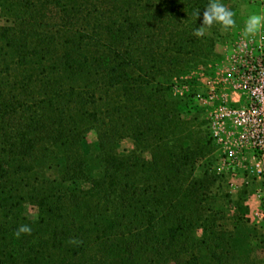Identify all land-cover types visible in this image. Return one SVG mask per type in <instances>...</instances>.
I'll return each instance as SVG.
<instances>
[{
	"label": "trees",
	"instance_id": "obj_1",
	"mask_svg": "<svg viewBox=\"0 0 264 264\" xmlns=\"http://www.w3.org/2000/svg\"><path fill=\"white\" fill-rule=\"evenodd\" d=\"M209 2L0 0V264H264L180 91L197 78L173 91L219 58L220 25L193 36Z\"/></svg>",
	"mask_w": 264,
	"mask_h": 264
},
{
	"label": "rangeland",
	"instance_id": "obj_2",
	"mask_svg": "<svg viewBox=\"0 0 264 264\" xmlns=\"http://www.w3.org/2000/svg\"><path fill=\"white\" fill-rule=\"evenodd\" d=\"M230 4L236 8V15L234 16L236 26L227 31L220 30L219 36L212 35L211 31L207 32L208 36L216 40L215 54L219 58H214L207 66L187 69V72L182 74L180 80H174L173 86L174 94L178 95L177 93L180 90L178 87L181 85V82L184 84L185 81H194L197 78L196 81L198 83H189L184 86L185 90L181 89L180 91L182 93L187 90L190 93L196 90L198 93V96H196L197 94L195 95L194 105L198 110H203L202 119L207 122L204 128L210 133L212 140L210 118L216 109L227 106L230 109L238 110L249 106L247 95L242 88L247 81V65L256 58L262 57V53H264V30H261L254 37H244L242 35L245 21L249 15L253 13L264 14V0H230ZM4 24L5 21L0 17V25ZM215 80V91L216 94H219L210 98V90L208 89ZM259 99L263 102L262 97H259ZM221 113L223 112H217L220 122L218 125H238V123H235L237 122L236 117L230 119L227 116H220ZM259 113V117L256 121H253V125H264V112L261 111ZM234 131L236 130L234 129ZM95 142L96 135L95 133H91L88 137V146L92 148ZM214 144L217 148L207 157L206 161H211L212 170L220 177L217 184L220 187L218 189L220 195L224 197L226 194H229L231 200L235 202L241 192L246 190L248 192L245 200V206L248 209L246 215V219L249 221L248 227H255L260 234L264 233V219L258 220L255 216L256 211L261 206L259 191L264 187L262 179L257 178L249 170H246V166L252 164L250 159L247 161L243 160L242 166L239 167L229 165V162L225 163L223 161L226 156L223 154L221 146L217 145L215 141ZM133 148V142L130 139H126L122 142L120 151L123 152ZM232 173H237V176L231 177ZM232 182L237 183L238 189L231 186ZM230 214L232 215V213ZM223 224L229 229L233 228V222L229 219L228 221L227 219L223 221ZM258 257L260 261H263L264 251H259ZM167 264L174 263L168 262Z\"/></svg>",
	"mask_w": 264,
	"mask_h": 264
},
{
	"label": "built area",
	"instance_id": "obj_3",
	"mask_svg": "<svg viewBox=\"0 0 264 264\" xmlns=\"http://www.w3.org/2000/svg\"><path fill=\"white\" fill-rule=\"evenodd\" d=\"M264 53L262 57L251 61L247 67V81L243 85L244 93L247 95L249 106L238 110L220 107L212 113L211 134L215 143L223 149L226 156L223 161L236 167L242 166L243 160H251V165L246 166L251 174L264 183V125H253V121L259 117V112H264ZM186 88H183L184 90ZM210 98L216 94V80L209 86ZM259 97H262L260 101ZM223 112L220 116H227L230 119L236 117L238 125H218L219 117L217 112ZM264 115V113H263ZM235 121V120H234ZM224 124V123H223ZM234 129L236 131H234ZM238 135V137H236ZM250 156V158H249ZM237 173H232L231 177H236ZM231 186L238 189L236 182ZM261 206L256 211L258 220L264 219V187L259 191Z\"/></svg>",
	"mask_w": 264,
	"mask_h": 264
},
{
	"label": "clouds",
	"instance_id": "obj_4",
	"mask_svg": "<svg viewBox=\"0 0 264 264\" xmlns=\"http://www.w3.org/2000/svg\"><path fill=\"white\" fill-rule=\"evenodd\" d=\"M195 15L197 18L202 15L201 26L193 32V36L197 38L203 37L206 29H211L213 25H220L222 31H227L236 26L235 13L221 3L220 0H210L202 14L201 11L197 10ZM261 30H264V14L253 13L246 19L242 35L244 37H254ZM31 233L32 228L29 225H21L14 235L19 239L22 234L31 235Z\"/></svg>",
	"mask_w": 264,
	"mask_h": 264
}]
</instances>
